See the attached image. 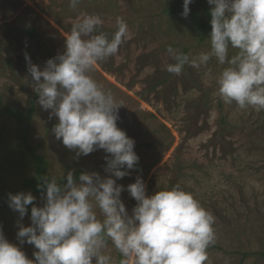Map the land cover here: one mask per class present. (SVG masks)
<instances>
[{"label":"rangeland","instance_id":"1","mask_svg":"<svg viewBox=\"0 0 264 264\" xmlns=\"http://www.w3.org/2000/svg\"><path fill=\"white\" fill-rule=\"evenodd\" d=\"M174 2L80 0L72 8L69 0H0V230L28 259L35 260L38 249L21 245L16 233L18 221L31 224V213L21 220L9 207V194L31 193L33 204L42 207L46 193L36 195L22 185L35 163L15 134L14 118L2 107L22 113L34 107L27 143L43 155L49 178L65 180L77 170L96 172L101 179L111 175L104 150L77 157L55 138L58 118L39 105L25 59L43 69L49 58L64 52L73 25L90 14L102 20L96 34L111 38L118 17L129 29L118 53L89 72L122 104L117 126L135 141L138 164L123 178L112 177L124 186L120 198L128 214L137 202L127 185L137 176L146 184V195L179 184L215 217L216 242L207 249L206 264H264V110L223 102L216 77L226 65L215 58L200 68L186 64L180 75L166 70L174 63L169 47L190 59L210 49L209 34L198 39L190 13L185 18L167 11ZM208 5L192 0L189 8L200 12ZM27 28L39 37H30ZM236 51L230 48L229 56ZM105 252L116 264L124 259L111 241Z\"/></svg>","mask_w":264,"mask_h":264},{"label":"clouds","instance_id":"2","mask_svg":"<svg viewBox=\"0 0 264 264\" xmlns=\"http://www.w3.org/2000/svg\"><path fill=\"white\" fill-rule=\"evenodd\" d=\"M80 0H69L76 8ZM192 0H183L187 17ZM211 5L210 49L190 59L169 47L174 63L171 74L180 75L187 64L206 66L215 58L226 65L216 77L217 91L226 104L264 110V0H207ZM102 24L97 15L84 14L65 37L64 52L49 58L43 69L28 61V72L38 103L58 118L52 131L56 139L77 157L102 149L110 156L101 179L98 173H81L78 181L69 171L66 183L41 178L45 189L42 207L33 204L31 193L9 194V207L21 220L31 207V224L19 221V243L38 251L28 259L21 248L10 243L0 230V264H116L105 250L108 241L124 258L120 264H206L207 249L215 244V217L179 184L146 195V184L137 176L127 191L137 202L129 215L120 198L124 186L116 179L139 161L135 141L117 126L119 108L110 90L103 88L89 72L118 53L129 36L123 18L116 19L111 38L96 34ZM236 53L229 56V49ZM115 177L116 179H113ZM99 210V215L97 210ZM93 258L95 260L93 261Z\"/></svg>","mask_w":264,"mask_h":264},{"label":"trees","instance_id":"3","mask_svg":"<svg viewBox=\"0 0 264 264\" xmlns=\"http://www.w3.org/2000/svg\"><path fill=\"white\" fill-rule=\"evenodd\" d=\"M212 6L208 5L206 8L202 9V11L198 12L192 8H189V13L192 16V20L195 26V30L198 34V39L203 40L211 31L210 24V8ZM169 13L181 14L183 12V0H175V2L171 5V7L167 10ZM27 33L32 38H38L39 35L33 29L27 28ZM33 106L27 109L26 113H22V111L18 109H13L10 107L3 106L2 109L11 117L14 118V123L16 125V136L22 140L26 151L31 156L35 163V172L31 175H27L23 178L22 185L30 190L33 194L40 195L45 194V189L42 186L41 178L46 176V160L44 159L42 154H39L36 148L27 143V133L29 130V126L32 120L33 115ZM83 173L82 170L75 171L73 177L74 179H78L79 175ZM61 185L66 183L65 180L57 181ZM4 205V203H3ZM31 205L27 206V213H31Z\"/></svg>","mask_w":264,"mask_h":264}]
</instances>
